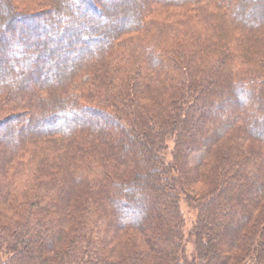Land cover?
Returning <instances> with one entry per match:
<instances>
[{"label":"trees","instance_id":"16d2710c","mask_svg":"<svg viewBox=\"0 0 264 264\" xmlns=\"http://www.w3.org/2000/svg\"><path fill=\"white\" fill-rule=\"evenodd\" d=\"M0 264H264V0H0Z\"/></svg>","mask_w":264,"mask_h":264},{"label":"rangeland","instance_id":"374dc122","mask_svg":"<svg viewBox=\"0 0 264 264\" xmlns=\"http://www.w3.org/2000/svg\"><path fill=\"white\" fill-rule=\"evenodd\" d=\"M97 1H101V0H97ZM116 2L119 4V3L122 2V0H116ZM101 8H103V7H101ZM95 22H96L95 23L96 25H99V23L97 21H95ZM45 52H47V50H45L43 48L41 54H46ZM12 66L13 65L6 64V65H3L2 68L10 71V69L12 68ZM52 77H55V74H53ZM129 171H130V169L129 168H126L125 173H127ZM195 190L200 191L201 190V186H197V188ZM182 209H183V211L185 213V216H186V220H187V230H188L190 228V221L193 219V214L189 211L188 206L185 205V204H183ZM213 243H214V245H217L216 244L217 242L213 241ZM189 251H192V248H191L190 245H189Z\"/></svg>","mask_w":264,"mask_h":264}]
</instances>
